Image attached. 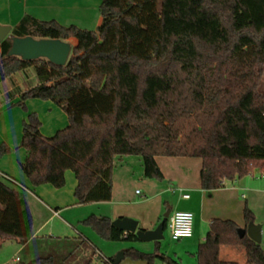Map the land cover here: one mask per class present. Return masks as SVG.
I'll return each instance as SVG.
<instances>
[{
  "label": "trees",
  "instance_id": "obj_1",
  "mask_svg": "<svg viewBox=\"0 0 264 264\" xmlns=\"http://www.w3.org/2000/svg\"><path fill=\"white\" fill-rule=\"evenodd\" d=\"M100 6L96 30L26 15L0 43V84L30 67L37 75V84L15 103L28 112L20 146L31 184L62 188L71 170L77 203L109 201L114 165L127 156H140L144 176L158 180L164 178L158 157L201 158L206 190L264 172V0H102ZM15 36L77 43L59 66L9 56ZM30 98L57 104L68 125L43 135L38 114L25 103ZM12 150L2 143L0 158ZM244 219L254 220L247 206ZM112 222L94 214L82 220L104 239L140 240ZM33 225L24 191L0 176V239H14L28 256L13 264H73L86 248L83 264H115L113 256L94 259L97 247L83 235L73 238L79 243L63 258L43 254L60 245L50 239H72L32 238ZM239 227L213 219L195 253L197 264H240L222 259L223 248L241 250L244 264H264L262 245L240 237ZM155 244V252L130 247L124 255L145 264H181L160 251V241Z\"/></svg>",
  "mask_w": 264,
  "mask_h": 264
},
{
  "label": "crops",
  "instance_id": "obj_2",
  "mask_svg": "<svg viewBox=\"0 0 264 264\" xmlns=\"http://www.w3.org/2000/svg\"><path fill=\"white\" fill-rule=\"evenodd\" d=\"M101 1L102 0L99 2L100 4ZM96 6H98V4L96 5L94 0H0V24L9 25L13 29L14 26L19 24L23 17L30 15L43 21L56 20L64 25L65 22L68 23L76 21L78 19V14L88 13ZM73 24L80 26V23L76 22H73L70 25ZM68 42H70L71 45H75L77 40L75 38H70ZM14 77L15 74L11 78L12 81L10 83V87H0V110L4 109L8 111L7 113H16V115H18V118L16 120L14 119V122L11 119V123H4L1 129L2 133L0 145L4 143L13 150L12 152L5 154L0 158V174L14 179L25 188L22 190L27 197V201L34 219V233L32 238H39L43 236L60 237L61 235H58L60 234L58 233L60 232L59 227L51 225V221H54V219L57 218L62 219L66 230L68 227H73L76 229L69 219L61 217L63 215H67L66 217H71L73 222H77L79 224L82 222V220L92 214L97 216L111 217L112 220L121 217H134L140 222L143 220L145 221L147 218V213L138 207L133 206L134 208H131L129 205H139V203H142L132 201L130 199V194L136 186L135 183H137V181H141V179H145L142 182L144 185L142 191L138 192V189H136L137 195L144 197L143 199L146 198L147 194H150L156 190L159 192H166L168 190V185L163 188L165 186L163 181L161 182V180H159L160 182H158V179L146 178L144 176L143 160L140 156H137L136 158L133 156H127L116 161L112 171V182L114 183L112 187L111 199L109 201L92 202L94 205L103 203L112 205L110 208H106L104 211H101L102 213H98V211H94L93 209L88 210V208H85L91 203H77V199L74 196V189L78 181H76L73 172L66 171V180L70 182L72 186L70 189L72 194L70 193V196L72 195L73 199L71 201H68L69 197L68 200L63 198L65 195V192L62 191L63 188H55L49 184L40 186H33L31 184L30 180L27 178L21 167V163L25 160L27 152L23 147L20 146L23 135V122L26 120L28 112L21 109V106L15 104L20 100L21 93L26 89L27 86H29V84L27 81L16 83ZM30 85L34 84L30 83ZM13 92L15 93L13 94ZM9 93L12 94L11 97H9ZM25 103L29 109V112H36L38 114L42 122L40 130L45 136L49 135H47L48 133H44L42 130L44 127L39 110H42L44 115L49 117V122L54 128L62 129L59 127L61 126L60 124H62L61 122L65 121V119L68 122L67 114L64 113L65 110L52 101L30 98L27 99ZM7 113L5 112L4 115L6 116ZM159 158L160 157L157 158V161L164 174L163 179L165 180L167 178V173L159 161ZM201 167L202 160L201 162H196V170L195 168L194 171L188 168L185 169V177L183 180L170 177V182H176L175 186L177 187L174 193H176L177 196L173 197L172 202L174 205L172 204L169 210L191 211L194 214V218L197 216L203 222L207 223L209 228L212 220L215 218L231 219L236 221L240 227H246L248 223H246L244 219V208L247 206L254 214L253 221L255 223L262 224V242L260 243L262 245L264 243V172L255 170L244 178L226 181L224 186L221 188L206 190L201 187ZM2 175L0 176L2 177ZM2 178L5 182L10 183V181L5 179L4 176ZM11 185L17 187L12 183ZM70 190H68L67 193H69ZM182 192L189 193L190 197L183 198ZM67 195L68 194H66V197ZM116 205H119L120 208H117ZM121 206H125L124 209L123 207L121 208ZM37 217L41 218L38 225H36ZM161 220L162 218H159L158 222ZM85 227L90 228L88 226ZM143 229L147 230V228ZM76 230L78 231V229ZM165 230H167L169 233L167 226ZM44 231H46V233H44ZM194 231L196 232V230H193V235L189 238H183L181 240H173L171 236L170 238L172 241H178L181 244L187 241L186 244L190 243L194 247L197 246L198 249V245L205 240L204 238H206L207 232L200 236L197 245V243L193 241ZM93 232L99 236L95 231ZM78 235L85 236L97 247V252H95L96 254L94 255V259L98 255L110 257L105 255L104 252L99 248L94 239L90 236L91 234L87 233L85 230H79ZM3 241L0 239V244ZM161 246L162 244L160 241V251L162 250ZM191 249H193V247ZM21 250L22 246H19L17 252H21ZM196 251H193L191 254L196 256ZM162 253L166 254L165 252ZM222 253H224L226 258H236L240 264H244V253L241 250L236 248H223ZM17 257L19 256H16L13 261H16Z\"/></svg>",
  "mask_w": 264,
  "mask_h": 264
},
{
  "label": "rangeland",
  "instance_id": "obj_3",
  "mask_svg": "<svg viewBox=\"0 0 264 264\" xmlns=\"http://www.w3.org/2000/svg\"><path fill=\"white\" fill-rule=\"evenodd\" d=\"M94 1L96 5L98 4V6L90 10L88 13L78 14L77 15L78 19L76 21H73L76 23H80L79 27H82V28L85 27L87 29L96 30L97 27L99 26L101 18H102L101 12H100V7H101L99 3L100 0H94ZM73 22H68V23L65 22L64 25L69 26ZM14 80L16 83H19L21 81L22 82L27 81L29 85L30 83L35 85L37 83V75H36L34 68L30 67L26 69L25 71L15 74ZM11 81H12L11 79H7L5 82H2L0 84V87H7V88L10 87ZM14 93L15 92H13V94ZM21 109L23 108L21 107ZM39 111H40V117L42 118V121H43V127H44L42 128L43 132L48 133L47 135L49 136L53 135V133H55V131H57V129L59 128H54L53 126H51V123L49 122V117L45 116L42 110H39ZM5 112L7 113L8 111L4 109L0 110V139H1V133H2L1 129L4 123L10 122L11 119L14 122V119L16 120L18 118V115H16V113H7V115L5 116L4 115ZM52 115H55V114H52ZM61 123L62 124H60L61 126L59 127L63 129V127L65 128L68 122L65 119V121ZM133 157L136 158L137 156H133ZM159 161L161 162V164L163 165V168L165 169L167 173V178L165 180L164 179L161 180V182L162 181L164 182L165 186L163 188H165L168 185V190L166 192H163V191L159 192L158 190H156L150 194H147L146 198L143 199L144 197L137 195L136 193V189H138V192L142 191L143 189L144 185L142 184V182L145 179H141V181H137V183H135L136 186L130 194V199L132 201L142 202V203H139V205L129 204L130 207L131 208L138 207L139 209L147 213V218L145 219V221L143 220L142 222H140L137 218H134V217H130V218L137 220L139 222V227L147 228V230L155 229L158 226L159 224L158 219L162 218L163 215L170 209L171 205L173 204L172 202L173 197L177 196V194L174 193L177 187L175 186L176 182H173V183L170 182V177L183 180V178L185 177L184 176L185 169L188 168L194 171V168H195L196 170V162H201V158H184V157H175V156L170 157L168 155L166 157L165 156L160 157ZM197 167H198V163H197ZM68 172H72V171L68 170ZM158 182L160 181L158 180ZM71 187L72 186L70 182H68L67 180H66L65 186L62 187L63 188L62 191L65 192V195L63 198L68 200V197H69L68 201H71L73 199V196L72 195L70 196ZM68 190H70L69 193H67ZM66 194H68L67 197H66ZM91 204L87 205V207L85 208H88V210L93 209L94 211H98V213H102L101 211H104L106 208H110L112 206L110 204H105V203L99 204V205H94V203L92 205ZM116 207L120 208L119 205H116ZM122 207L124 209L125 206H121V208ZM66 216L67 215H63L61 217L69 219V221L73 223L74 227L78 229V231L85 230L87 233L91 234L90 236L94 239L96 244L104 252L105 255L114 257L119 252L124 251V249L130 248V247L138 248L140 251H143V252H149V253L155 252V249H156L155 242L128 241V240L110 241V240L97 236L90 228L85 227L84 224H82V222L80 224L77 222H73L71 217H66ZM39 220H41V218L37 217L36 225H38ZM51 225L59 227L60 232L58 233L60 234L58 235H61L63 237L70 236L72 239V242L50 239L54 243L59 242L58 243L60 244L58 245L59 247H57L56 244H53L52 247L54 248H48L44 252L43 251L42 252L43 254L54 252V253L61 255V257L63 258L65 257L64 255H67L68 254L67 252H69L72 249V246H75L79 243L77 239H73L74 237H78V231L73 227H68V229L66 230L65 225L62 219L60 218H57V219H54V221H51ZM208 229H209V225L203 222L197 216H195L194 230H196V232L194 231L193 241H195L197 245H198V240L200 236H202L205 232H207ZM44 233H46V231H44ZM186 242L181 244L178 241H172L168 231L165 230L164 239L161 240V244H162L161 252H165L167 255H169L170 257L174 258L175 260L179 262L181 261L182 264H197L196 257L191 254L193 251L197 250V246L194 247L190 243L186 244ZM63 244H64V247L60 248L61 245ZM262 246L264 247V243L262 244ZM18 247H19V244L14 239L4 240L0 246V264L16 263V261H13V259L16 256H19L22 258H28L26 252H17ZM192 247L193 249H191ZM83 251H84L83 254L79 256L80 261L73 263V264H83L84 257L88 256L89 250H87L86 248V249H83ZM220 257L222 259H228L222 252H221ZM244 260L245 258H243V261ZM122 264H145V263L141 259H134V258L127 256L122 260ZM156 264H168V263L162 262L161 260L158 259L156 261Z\"/></svg>",
  "mask_w": 264,
  "mask_h": 264
},
{
  "label": "water",
  "instance_id": "obj_4",
  "mask_svg": "<svg viewBox=\"0 0 264 264\" xmlns=\"http://www.w3.org/2000/svg\"><path fill=\"white\" fill-rule=\"evenodd\" d=\"M12 27L0 24V42L11 36ZM72 45L68 41L54 38H35L33 36L12 37L9 56H18L22 60H35L38 58L49 59L53 64L63 66L66 64ZM168 210L162 217L158 226L152 230H145L139 227V222L130 217H121L113 220L112 224L125 232L135 233L141 241H161L164 239L165 224L170 215ZM240 237L247 235L257 243L262 242V224L250 221L246 227H239ZM125 258L124 251L114 256L115 264H120Z\"/></svg>",
  "mask_w": 264,
  "mask_h": 264
},
{
  "label": "built area",
  "instance_id": "obj_5",
  "mask_svg": "<svg viewBox=\"0 0 264 264\" xmlns=\"http://www.w3.org/2000/svg\"><path fill=\"white\" fill-rule=\"evenodd\" d=\"M3 176L5 177V179H8L10 183L14 184L18 188L23 190L25 189L21 184H19L14 179L5 175H2V177ZM182 197L189 198L190 194L182 192ZM166 226L173 240H181L183 238H189L193 235L194 214L191 211H186V210H173L170 212V215L166 221ZM18 260L19 257L16 258V261Z\"/></svg>",
  "mask_w": 264,
  "mask_h": 264
}]
</instances>
